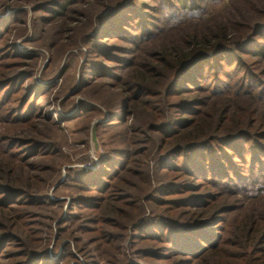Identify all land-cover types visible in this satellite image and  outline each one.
<instances>
[{
	"label": "trees",
	"instance_id": "1",
	"mask_svg": "<svg viewBox=\"0 0 264 264\" xmlns=\"http://www.w3.org/2000/svg\"><path fill=\"white\" fill-rule=\"evenodd\" d=\"M237 1L0 0V264H264V0ZM15 3L44 74L83 49L77 81L69 53L38 84ZM97 117V167L58 183Z\"/></svg>",
	"mask_w": 264,
	"mask_h": 264
},
{
	"label": "rangeland",
	"instance_id": "2",
	"mask_svg": "<svg viewBox=\"0 0 264 264\" xmlns=\"http://www.w3.org/2000/svg\"><path fill=\"white\" fill-rule=\"evenodd\" d=\"M16 4V3H15ZM14 4V5H15ZM235 4H239V2L237 0H220V2H218L217 4H214L212 6H209L208 11L202 16V20L205 21L208 18L217 15V13H219L220 15H224V12L226 13V15H228L229 12H231L233 5ZM16 7L12 10L15 11H19V10H24L27 11V17L25 18L26 22H27V32L24 36L17 38L14 41V46L16 48L17 51L22 52L24 54H31V53H37L41 58L38 59V61H36V65L38 66V70L36 71V80L38 82V84H45V82H43V78H42V74L44 76V78L46 80H48L47 83H51L52 81H54L56 79V77L58 76L59 71L61 70L62 66H63V62L65 61V58L67 57V55H69V53L74 54L77 56V62H78V66L76 67V81L78 79V69L79 66L81 65V63L84 61L85 56H82V51L83 49L81 47L78 48H73L72 50H66V52L63 54L62 57H60L59 55H55L53 54V67H52V71H50L49 73L44 74L42 72V68L45 66V64H47V61L49 59L48 54H46V52L44 50H42L40 47H36V45L34 43H29L28 40L31 37V32H30V27L29 25V21L31 19V12L28 10L27 7H25V5L20 4H16ZM11 12V11H9ZM9 12H5V15L0 16L1 18H5L6 14H8ZM203 25V24H202ZM204 30V27L202 28H198V30ZM55 53V52H53ZM51 59V58H50ZM39 64V65H38ZM36 66V67H37ZM35 67V68H36ZM66 78V77H65ZM40 79V80H39ZM53 79V80H51ZM71 80L70 78H66L64 79V83L65 85L68 84V82ZM63 83V84H64ZM54 84H57V88L61 85L60 80H55ZM57 88L55 90L52 91V95L48 96V102L49 104L51 103V110L49 108L50 111H52V109H56V110H60V106L58 105V102L60 101V99H62L64 96L60 97L58 100H55L56 97L58 98L60 96L59 92L60 90H57ZM81 100L83 101V99L81 98ZM74 101H79V96L75 97ZM66 106V105H65ZM77 107V104L75 103V108ZM75 111V109H73L72 111L68 112L66 114V116L71 115V113ZM99 122V118H95L91 121V123L88 125V130L85 127V123L86 122H82V120H71L69 122H67L65 124V128H66V134L68 136L69 139V143L70 146L63 148V152L67 155V161L68 162H64L63 165H61L60 167V177L58 179V183H61L64 180V177L67 173V171L70 170H82V171H90L93 170L97 167L98 165V161H99V157H100V143L99 141L96 140V137L94 135V127L95 124ZM106 136L104 135V139ZM104 141V140H103ZM86 144V145H85ZM55 185L51 186L48 194H50L52 192V190L54 189ZM57 199H54V197L51 199L53 200H69V194L67 193V191H65V189L61 188L60 190L57 191ZM67 203H65L63 205L62 210H65ZM55 222L51 223V226L54 227ZM67 241H64V243ZM72 247V245H71ZM50 249V247H49ZM72 249V248H71ZM75 257L78 259V262L73 263V264H83L82 259L77 255V253H75L74 250H71ZM122 252H124V254H128V250L126 249V244L123 246L122 248ZM54 259V258H53ZM139 264H143L141 261H138Z\"/></svg>",
	"mask_w": 264,
	"mask_h": 264
}]
</instances>
